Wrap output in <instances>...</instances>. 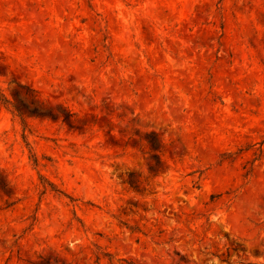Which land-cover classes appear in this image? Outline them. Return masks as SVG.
I'll return each mask as SVG.
<instances>
[{
  "label": "rangeland",
  "instance_id": "obj_1",
  "mask_svg": "<svg viewBox=\"0 0 264 264\" xmlns=\"http://www.w3.org/2000/svg\"><path fill=\"white\" fill-rule=\"evenodd\" d=\"M0 93V264H264V0H0Z\"/></svg>",
  "mask_w": 264,
  "mask_h": 264
},
{
  "label": "trees",
  "instance_id": "obj_2",
  "mask_svg": "<svg viewBox=\"0 0 264 264\" xmlns=\"http://www.w3.org/2000/svg\"><path fill=\"white\" fill-rule=\"evenodd\" d=\"M0 97L2 98V100H3L4 103L11 104L10 101H9V100H8V99H7L2 93H0ZM15 111H17V110L15 109ZM17 112H18V111H17ZM36 112H37V111H35V110L32 111V113H34V114H35ZM19 116H20V115H19ZM23 126H24V128L27 126L26 123H25L24 121H23ZM129 178H130L129 183H130V184H133V181H132V178H133V177H132V175H129ZM0 186H1V183H0ZM44 264H49V263H48V262H45Z\"/></svg>",
  "mask_w": 264,
  "mask_h": 264
}]
</instances>
